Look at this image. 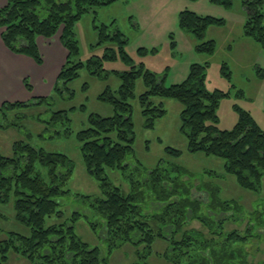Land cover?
I'll return each instance as SVG.
<instances>
[{"label": "rangeland", "instance_id": "1", "mask_svg": "<svg viewBox=\"0 0 264 264\" xmlns=\"http://www.w3.org/2000/svg\"><path fill=\"white\" fill-rule=\"evenodd\" d=\"M261 9L264 12V0ZM182 10L220 18L224 23L208 26L198 40L179 28L178 17ZM247 18L248 10L242 5V0H231L230 7L214 4L210 0H116L109 5L96 7L75 22L74 39L78 42V54L71 57L69 64L81 62L82 67L77 77L64 84L58 81L57 76L66 62L68 52L59 41V33L51 38L36 37L41 61L36 63L33 58L19 54V59L14 61L16 64H10V68L21 78L27 95L33 87L38 89L37 86H41L42 94L32 93L21 101L32 103L28 107H14L0 112V154L10 156L13 142L22 141L36 149L66 155L73 164V172L66 186L69 195L57 198L58 209L63 212V219L69 218L74 211L82 213V217L74 224L76 235L90 247H98L102 255L106 254L102 218L90 210L83 198L86 195L100 197L101 193L98 182L85 171L80 152L81 142L76 137L78 131L88 127L90 114L101 117L113 115L112 104L100 100L99 95L109 90L118 96L117 90L121 84L119 75L129 71L131 66L143 64L145 69L163 77V86L168 87L183 81L191 64H206V88L227 93V97L216 108L215 125L220 130L231 129L238 120L240 109L247 111L264 131V48L243 34ZM102 25L107 27L106 32L118 31L121 34L124 40L121 46L129 62L121 58L116 41H99ZM208 40L214 42L211 54L195 50L196 44ZM112 52L114 58L103 56L111 55ZM92 59L100 62L98 73H92L93 67H88ZM222 64L229 69V79L221 74ZM146 90L142 77L135 78L133 95L127 99L133 124L132 155L127 158L125 168H105V175L123 193L135 196L141 214L147 218L160 213L158 196L163 189L161 199L165 201L168 183L169 187L175 186L176 197L181 198L188 191V197L198 203L193 215L188 211L178 237L184 240L191 238L197 248L201 242L199 233L207 231L203 228V222L211 225V218L214 221L224 218L222 227L225 236V230L234 227L226 220L230 206L242 211L264 206L261 202L264 200V181L257 192L244 190L236 184L233 176L225 173L223 159L201 152H189L186 138L180 131L182 105L174 99L151 97L150 101L154 105L162 103L165 112L153 119L151 127L146 126L139 103V95ZM37 97L44 100L35 104L33 102H36ZM57 111H63L66 119L52 121ZM173 150L178 154L173 153ZM39 169L45 177V168ZM151 171L156 176L154 179L149 178V184H146L145 180ZM207 193L214 195L217 205L223 206L226 202L224 212L207 209ZM170 199L177 200L175 196ZM53 220H47V223ZM89 223L96 224L95 231ZM9 232L30 236L29 227L15 218L12 194L7 201L0 202V240L6 239ZM229 248L234 246L226 243L225 253ZM165 251L168 254L170 252L168 242L155 238L150 249H145L143 245L137 247L122 243L106 256L108 264H170L163 257ZM196 251H199L198 248ZM242 253V250L237 251V254ZM259 258L264 259V252L253 261ZM184 260L182 257V264ZM4 264L29 262L9 252Z\"/></svg>", "mask_w": 264, "mask_h": 264}, {"label": "trees", "instance_id": "2", "mask_svg": "<svg viewBox=\"0 0 264 264\" xmlns=\"http://www.w3.org/2000/svg\"><path fill=\"white\" fill-rule=\"evenodd\" d=\"M115 1L6 0L5 5L0 7L1 41L11 52L26 55L39 63L41 58L35 42L36 37L51 38L59 33V41L68 52L66 62L57 76L58 81L64 84L77 77L78 70L82 67L81 62L69 64L71 57L78 54V42L74 39L75 22L90 10ZM210 2L224 7L231 6V0ZM261 3L262 0H242V5L248 10L243 34L264 48V12ZM223 23L220 18L201 16L189 10L180 11L178 17L179 28L191 33L198 40L202 38L208 26H220ZM106 30L105 25L99 29V41H116L121 58L129 62L130 59L121 46L124 43L121 34L118 31L109 33ZM195 50L211 54L214 42H200L196 44ZM103 56L115 57L113 52ZM91 66L92 73L100 71L98 59L89 61L88 67ZM206 69V64H191L183 81L165 87L163 77L145 69L143 64L138 67L131 66L129 71L119 75L121 84L117 90L118 96L109 90L99 95L100 100L112 104L113 115L101 117L90 114L88 127L77 132L85 171L98 182L101 193L100 197L86 195L83 198L90 210L102 218L103 241L106 246L104 255L98 247H90L76 235L74 224L82 217V213L74 211L69 218L63 219V212L58 209L57 198L69 195L66 186L73 172V164L66 155L36 149L22 141L13 142L10 156L0 154V202L7 201L12 194L16 220L30 229L28 237L9 232L6 239L0 240V264L7 261L9 252L24 257L29 264H108L106 255L122 243L137 247L143 245L145 249H150L155 238L168 242L170 252L168 254L165 251L163 257L170 264H182V257L185 258L184 264H224V218L214 221L207 216L211 218L212 224L203 222V228L207 231L199 233L201 242L197 247L199 251H196V244L193 245L191 238L184 240L178 237L181 226L187 220L188 211L193 215L194 207L198 203L188 197V191L183 197H176L175 186L169 187L168 183L165 201L161 199L163 189L162 196H158L160 213L147 218L141 214L135 196L131 193L125 194L113 185L104 171L105 168H125L127 158L132 155L133 124L127 99L132 97L134 80L140 76L147 87V90L139 95L141 114L145 117L146 126L151 127L153 119L161 117L165 112L162 103L154 105L150 101L151 97L178 101L182 105L179 115L180 131L186 138L188 151L223 159L225 173L233 176L240 188L259 191L264 181V131L247 111L240 109L238 120L231 129L220 130L215 125L216 108L219 102L227 97V93L218 89L209 91L206 88ZM220 70L223 77L230 78L229 69L225 64H222ZM35 99V104L44 100L41 97ZM30 105V102H3L0 112ZM51 119L64 120L65 113L54 112ZM173 153L178 154L175 150ZM37 166L45 168V177ZM155 176L154 171H151L145 183L149 184V178L154 179ZM174 196L177 200L170 199ZM207 196L208 210L218 209L224 212L226 202L223 206L217 205L213 194L207 193ZM192 215L191 218L194 219ZM52 218L54 220L47 223V220ZM89 224L95 231L96 224ZM218 228L220 230L214 231ZM205 251L208 253L205 254Z\"/></svg>", "mask_w": 264, "mask_h": 264}, {"label": "flooded vegetation", "instance_id": "3", "mask_svg": "<svg viewBox=\"0 0 264 264\" xmlns=\"http://www.w3.org/2000/svg\"><path fill=\"white\" fill-rule=\"evenodd\" d=\"M261 202L264 204V200ZM228 214L226 220L234 227L225 230V238L227 245L234 248L225 253L224 264H264V259L253 261L264 252V206L245 211L234 210L231 206ZM241 250L243 253L237 254Z\"/></svg>", "mask_w": 264, "mask_h": 264}, {"label": "crops", "instance_id": "4", "mask_svg": "<svg viewBox=\"0 0 264 264\" xmlns=\"http://www.w3.org/2000/svg\"><path fill=\"white\" fill-rule=\"evenodd\" d=\"M5 3L6 0H0V7L5 5ZM19 57V54L13 53L5 48L0 38V103L3 101L21 102L26 100L32 93L34 95L42 94L41 86H37L38 89L33 87L32 92L27 95L22 85L21 78L10 68V64H16L14 61H17ZM20 60H24V58H20Z\"/></svg>", "mask_w": 264, "mask_h": 264}]
</instances>
